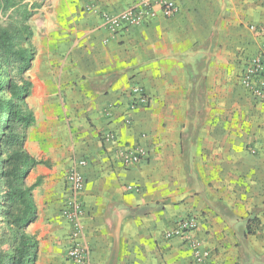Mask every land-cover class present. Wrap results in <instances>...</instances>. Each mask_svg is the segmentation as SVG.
<instances>
[{
	"label": "crops",
	"instance_id": "0c3cea01",
	"mask_svg": "<svg viewBox=\"0 0 264 264\" xmlns=\"http://www.w3.org/2000/svg\"><path fill=\"white\" fill-rule=\"evenodd\" d=\"M46 1L53 11L35 27L26 148L43 161L27 183L41 179L31 226L38 239L47 229L49 260L73 264L61 258L71 232L65 178L86 159L91 264H264V100L240 81L264 41V0H179L172 17L120 29L104 13L139 0ZM135 83L150 105L131 111ZM111 132L117 143L103 141ZM124 145L148 157L125 166L116 155ZM190 216L211 251L205 263L164 236Z\"/></svg>",
	"mask_w": 264,
	"mask_h": 264
},
{
	"label": "trees",
	"instance_id": "16d2710c",
	"mask_svg": "<svg viewBox=\"0 0 264 264\" xmlns=\"http://www.w3.org/2000/svg\"><path fill=\"white\" fill-rule=\"evenodd\" d=\"M41 6L39 0H0V264H35L40 247L28 228L38 216L34 191L41 179L28 185L27 176L43 161L26 148L34 116L14 102L29 94V84L18 86L10 72L21 75L32 66L30 19Z\"/></svg>",
	"mask_w": 264,
	"mask_h": 264
},
{
	"label": "built area",
	"instance_id": "2783aa9c",
	"mask_svg": "<svg viewBox=\"0 0 264 264\" xmlns=\"http://www.w3.org/2000/svg\"><path fill=\"white\" fill-rule=\"evenodd\" d=\"M178 10L179 0H139L118 14L104 13V18L110 29H120L124 26L144 24L158 13L164 17H172ZM243 82L244 86L256 97L264 100V41L260 51L251 61V65L247 67ZM129 94L131 111L150 105V97L140 84H133ZM126 122L130 123V118H127ZM103 141L117 143L118 139L116 134L111 132L103 135ZM116 153L125 166L140 163L149 154L146 147L142 145H124L119 147ZM86 164V159L75 160L65 178L66 199L61 213L71 225L66 257L73 264H91L92 260L91 247L83 241L85 210L81 195L85 187V178L81 167ZM127 188L140 191L138 186L128 185ZM197 227L198 218L196 216L182 218L175 221L173 227L166 231L164 236L166 239L179 238L191 247L194 260L197 263H205L210 259L211 251L199 238H195L193 233Z\"/></svg>",
	"mask_w": 264,
	"mask_h": 264
},
{
	"label": "rangeland",
	"instance_id": "374dc122",
	"mask_svg": "<svg viewBox=\"0 0 264 264\" xmlns=\"http://www.w3.org/2000/svg\"><path fill=\"white\" fill-rule=\"evenodd\" d=\"M39 1L42 2V6L37 9V11L34 14V16L30 19V24L33 27L34 34H35V29H36L35 27H38V25H39L38 23H40V21L43 20L46 15H49L53 11V8L50 6V4L46 0H39ZM43 1L46 2V3H44ZM32 42H33L34 50L36 52V48H37V44L36 43H37V41H35L34 35H33ZM254 57L251 58V61L253 60ZM249 65H251V62L248 64V66ZM247 67H246V69H247ZM30 69L27 70V71H25L21 75H19L18 72L17 71H14V70H12L10 72V74H11L10 77L12 78V81L14 83H16L18 86L22 85L23 83L29 84V94L26 95V96H23L19 100H14V102L16 104H18V106L21 107L25 111L26 110H29V108H28V99H29V97L31 95L30 93L32 91V79H31V75H30L31 74ZM246 69H245V71H246ZM245 71L243 72V75H242V77L240 79V81H241L242 84L244 83L243 82V79H244ZM4 93H5L4 96L6 98L10 96V91L9 90H4ZM15 127H17V126H15ZM83 218H84V216H83ZM28 232L30 234H33V229H32V226L31 225L28 228ZM44 234L46 235L45 236L46 238L39 239V241H40V247H39V252H38V258H37V261H36L35 264H54V261L49 260V258L46 256V254H48V253H50L52 251V248H50V244L49 243L44 244L42 242V240H44V241L48 240V238H47L48 237L47 236L48 235L47 229H45V233ZM68 244H69V242L64 244V250L65 251H64V255L61 256V258L63 260L65 258H66V260H68L67 257H66L67 256ZM56 264H58V261H57Z\"/></svg>",
	"mask_w": 264,
	"mask_h": 264
}]
</instances>
